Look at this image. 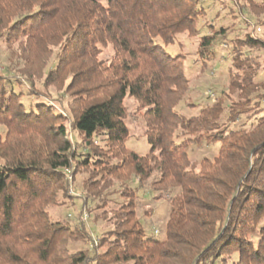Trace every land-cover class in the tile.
<instances>
[{
	"label": "trees",
	"instance_id": "16d2710c",
	"mask_svg": "<svg viewBox=\"0 0 264 264\" xmlns=\"http://www.w3.org/2000/svg\"><path fill=\"white\" fill-rule=\"evenodd\" d=\"M204 1L0 0V42L16 46L24 62L16 76L38 98L46 96L39 82L48 90L71 79L77 107L71 118L44 102L27 105L0 77V126L7 129L0 134V264H264V115L251 130L230 131L254 104L264 112V61L252 53L264 49V39L198 28ZM243 1L250 13L264 14V0ZM204 30L197 55L206 64L218 39L227 42L230 83L186 118L175 110L190 87L185 57L163 46ZM108 47L113 54L106 60ZM126 98L145 122L146 156L127 148ZM73 131L80 143L70 138ZM218 142L215 158L192 161V145ZM83 167H93L84 181L88 196L104 207L116 181L131 199L112 211L113 239L103 236L92 252L71 253L68 244L84 240L83 229L52 222L47 207L59 193L68 195ZM155 172L172 208L162 242L145 238L128 187L134 176L145 183ZM172 189L179 193L172 196Z\"/></svg>",
	"mask_w": 264,
	"mask_h": 264
},
{
	"label": "rangeland",
	"instance_id": "374dc122",
	"mask_svg": "<svg viewBox=\"0 0 264 264\" xmlns=\"http://www.w3.org/2000/svg\"><path fill=\"white\" fill-rule=\"evenodd\" d=\"M98 1L106 4L107 0ZM201 5H204L207 15L203 16L202 21L197 24L198 28L202 25L205 28H208L210 25H215L216 29H219V27L231 29L234 32L231 34L232 38L235 39H244L248 33L255 38L264 39V14L257 16L250 13L245 1L242 0L237 5L235 0H205L204 4ZM231 11L235 13L231 15ZM212 19H215L216 22H212ZM247 23L249 24L247 25ZM207 33L208 31L204 30L196 37H189L188 34H180L176 36L174 43L169 46H163L162 42L158 40L164 50L170 55L176 57L182 54L185 57L184 70L187 78L190 80V87L184 99L175 107V110L186 118L198 116L202 108L211 104V97L209 96H214V99L220 98L222 93L228 90L230 83L228 70L231 66L229 60L231 48L224 44L227 42L223 43L220 38L218 39V42L212 48L215 56L212 60L207 61L206 64L197 55L199 39ZM57 52V49H54L53 55L56 56ZM252 53L258 57L257 59L264 61V49L255 50ZM112 54V48L108 47L101 58L107 60ZM51 59L48 69L54 61V56ZM23 66L24 62L20 58L16 46L14 50H10L5 41L0 42V77H7L5 81L8 93L12 89L16 93L23 94V103L27 105L44 102L51 105L56 112L65 113L72 118V114L77 111V107L73 104V92L68 90L71 79H63L57 87H50L48 90L42 86V82H39L37 90L46 96L44 98H38L30 94L31 90L29 86L15 74V71L20 73ZM236 97L232 98L233 102ZM124 105L130 113V117L126 121L130 130V137L126 143L127 148L140 156H146L150 153V145L144 134L146 130L145 122L143 118H138L137 115H134L136 112V103L133 98H126ZM252 108L253 111L251 113L242 116L239 121L231 125L230 131L242 129L251 130L257 125L259 119L263 117L264 112H262L263 109L259 104L258 106L254 104ZM225 114L223 115V120L225 119ZM6 130L5 127L0 126L2 138L6 136ZM70 138L78 143L82 140L76 131L71 133ZM99 146L105 151L108 149L104 146L101 138L99 139ZM220 148V142L210 146H206L205 144L201 146L192 145L189 153L192 161L199 164L203 158H215L219 154ZM84 152L86 153L81 148L80 153ZM84 168L75 175L68 195L64 196L62 193H59L57 203L47 207L49 218L52 222L66 224L73 230L78 228L83 229L85 239L68 244L71 253H77L83 250L92 252L93 249L91 248L95 246L94 240L99 241L103 236L111 238L109 232L114 229L115 217L112 211L119 209L131 199L130 196H124L120 193L124 190V187L122 188L121 183L116 181L106 192V194L108 193V198L105 201L106 206L104 207L100 199L88 196V190L84 186V181L89 177L93 167L90 171ZM197 170H199V167ZM158 178L159 174L155 172L145 183H140L138 178L134 176L129 181L128 187L135 192L136 217L142 224L145 238L162 242L167 238L166 225L172 208L166 198L167 194L155 184ZM177 193H179L178 189H172L170 192L172 196H175ZM160 196H163V198H160Z\"/></svg>",
	"mask_w": 264,
	"mask_h": 264
}]
</instances>
